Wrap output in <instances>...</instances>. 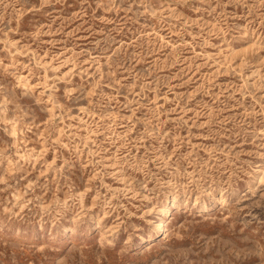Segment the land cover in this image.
Listing matches in <instances>:
<instances>
[{
    "label": "rangeland",
    "instance_id": "1",
    "mask_svg": "<svg viewBox=\"0 0 264 264\" xmlns=\"http://www.w3.org/2000/svg\"><path fill=\"white\" fill-rule=\"evenodd\" d=\"M0 264H264V0H0Z\"/></svg>",
    "mask_w": 264,
    "mask_h": 264
},
{
    "label": "bare ground",
    "instance_id": "2",
    "mask_svg": "<svg viewBox=\"0 0 264 264\" xmlns=\"http://www.w3.org/2000/svg\"><path fill=\"white\" fill-rule=\"evenodd\" d=\"M165 203H166V202H165ZM200 203H201V201H200ZM171 206H172V204L169 203V205L167 206V208H166V210H165V214H166V215H168V214L170 213ZM192 209H193V208H192ZM161 222H162V221H161ZM161 222L158 224V226H159V230H160V232H163V234H165V233H164V230H165V229H164L163 224H162ZM163 234H162V235H163ZM151 237H152V236H151ZM141 241H142V240H141Z\"/></svg>",
    "mask_w": 264,
    "mask_h": 264
}]
</instances>
